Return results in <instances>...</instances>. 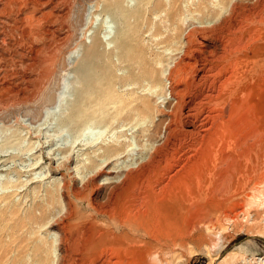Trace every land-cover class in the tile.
<instances>
[{
	"label": "rangeland",
	"instance_id": "rangeland-1",
	"mask_svg": "<svg viewBox=\"0 0 264 264\" xmlns=\"http://www.w3.org/2000/svg\"><path fill=\"white\" fill-rule=\"evenodd\" d=\"M238 1L247 12L221 43L245 47L226 55L235 62L230 90H221L227 101L184 168L202 182L188 180L183 211L173 206V218L162 210L155 222L170 204L120 175L153 143L140 132L162 130L172 101L167 70L187 28L210 25ZM263 18L264 0H0V264H264ZM76 69L82 84H69V122L77 130L100 124L77 143L49 129Z\"/></svg>",
	"mask_w": 264,
	"mask_h": 264
},
{
	"label": "bare ground",
	"instance_id": "bare-ground-1",
	"mask_svg": "<svg viewBox=\"0 0 264 264\" xmlns=\"http://www.w3.org/2000/svg\"><path fill=\"white\" fill-rule=\"evenodd\" d=\"M129 1L131 3L136 4L137 0H129ZM241 3L242 2L240 1L236 3L234 2L233 5L227 10L226 15L217 14L218 16L217 15L213 16L215 20L213 21L211 20V24L210 25L208 24L209 26L207 24H204L208 22L201 21L200 22L201 26H196V24H194L195 25L194 26L193 24H191L187 28L185 35H184L183 45L181 46L179 51L177 50L178 53L175 56L176 59L174 61V64L170 66V68H168L167 70V81L169 82V87L168 89H164V90L166 92H169V95L171 96L170 99H172V101L171 102L169 101L167 103L169 106H171V110L168 113H163V114L161 113L162 114L161 116L165 118L163 121V124H161L162 130L156 136H152L149 133V130L140 132V135H139L140 141H142V139H144L143 137H145V138H148V141H151V143L152 142L153 143L150 146L147 145L149 146V149L147 148L148 150H147L146 156L145 157L143 156L144 158L141 159V161L137 164V166L133 167L134 170H130L128 168L129 170L123 171L120 175L121 178L125 179L124 185H129V184H132L133 182H136V186H139V184L144 183V182L148 183L149 186H152L154 189L156 188L155 190L150 189V191L152 190L156 196L160 195L163 201H165V203L170 204L167 206L165 205L166 207L159 210L160 213L153 218L155 222H157V219L158 220L161 219L162 210L165 211L167 215L171 217L173 216V218L174 216L176 217L177 214L180 212L177 213L176 212L177 210L175 209V207L173 208V206L177 205L178 211L182 210L183 208L182 204L184 205L185 203L184 202L185 201L184 200L185 184L189 182L190 183L191 182L200 183V181L202 180L201 175L194 174L192 176L191 175L189 176L188 171L190 170H187V172H185L184 168L186 167L190 156L196 151L197 148L199 150L202 143H204L203 142L204 139L211 132V128H213V126L216 125L214 124V120L216 117H220L218 116V112L220 113L219 111L220 108L224 106L227 101V97L224 96V94L223 95L221 94V90L224 86L226 87L228 86L226 84H229V83L232 84L233 82L232 79L234 78L233 77L234 74L232 72L233 70L232 66L235 62L233 63L234 60H231L230 57L229 56L227 57L226 55L229 54V50L231 48H234L236 50L241 49L243 47L242 44L245 42L241 43L238 40L237 42L232 43L231 40H226L227 42L222 44L221 40L223 36L221 35V33L226 27L230 25L232 19H234L235 17L239 15L246 14L248 8L243 6ZM252 8H254V6ZM106 15L107 17H111L116 20L118 19V17H120V16H117L116 13L115 14L108 13ZM197 28H201L204 30L200 31V29H197ZM94 29L95 28L93 27V31ZM103 34H104L103 37L107 40L109 38V35H107L106 33H103ZM211 37L218 40L217 43L219 42V44H221L220 49H218L217 47L213 49L208 48V45H209L207 44L209 43L208 39H211ZM234 38L232 37V39ZM77 52L81 53L80 49L73 52L71 54L70 59H72L73 57H76L75 54H77ZM234 52H237V51H234ZM76 63H77V59H74L73 64H76ZM230 80H232V82ZM69 84H73L75 88H77L78 86H81L82 84L81 76L78 75V69L74 71L72 80H67L63 82L62 90L61 92L58 93L56 97L55 106H56V109H58V113L53 114L52 116V114L49 111V113L46 114L47 115L46 117L49 118L52 116L53 118V122L49 127V129L51 130H54V129L56 130L53 138L59 141H64L66 137L73 135L75 136L74 137L75 143H77V142H82L85 139L89 140V138H91L92 135L94 134V131H96V129L99 128V126H97V124L99 123L95 121H90V122H87L85 126L82 127V129L79 128V130H77L74 124L69 122V118L71 117L72 112L69 114L67 113L68 115L65 112V110L66 109L69 110L70 109L69 106H71V104L67 102V97H65L66 94L68 93L67 90H68ZM228 89L229 87H227V90ZM227 90L225 91L227 92ZM229 92H232V91H228L227 93ZM228 99H230V97H228ZM76 100L78 102V95H76ZM137 109L138 108H136V110ZM125 111H126V107L119 110L118 112H120L121 114H125ZM46 117L45 119H47ZM229 126L226 123H222L220 124V127H216V128L217 129L219 128L220 134H225L226 132L229 131L228 129ZM211 136L212 135H210V137ZM213 140L214 139H212L211 141ZM92 142L93 141H91V143ZM208 143H210V141H208ZM208 146L209 144L207 145V148ZM201 154H203V152ZM207 154L209 155V153ZM204 157L205 156H203V158ZM103 163L107 165L110 164V162L107 160L103 161ZM194 164L196 165L198 163H194ZM192 167H194V165ZM259 183H264V175H261L259 179ZM77 193H80V192H77ZM157 202L160 203L159 201H156L153 204V206H151V209L153 212L160 209L159 207L161 205L158 204ZM129 211H131V209ZM140 212H141L140 205L139 207L135 206V208L132 209L131 211V213L134 216Z\"/></svg>",
	"mask_w": 264,
	"mask_h": 264
}]
</instances>
